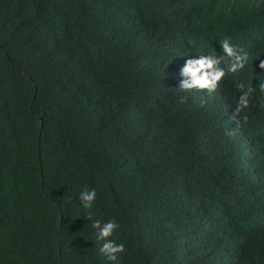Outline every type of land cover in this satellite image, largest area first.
Listing matches in <instances>:
<instances>
[{
	"label": "trees",
	"instance_id": "trees-1",
	"mask_svg": "<svg viewBox=\"0 0 264 264\" xmlns=\"http://www.w3.org/2000/svg\"><path fill=\"white\" fill-rule=\"evenodd\" d=\"M237 1L230 28L208 26L244 32L254 62L202 100L153 54L170 37L147 24L179 16L174 0H0V264H221L191 252L198 238L264 251V232L211 209L232 184L264 189V140L249 153L228 135L238 97L264 79V0ZM111 219L115 261L91 226Z\"/></svg>",
	"mask_w": 264,
	"mask_h": 264
},
{
	"label": "clouds",
	"instance_id": "clouds-1",
	"mask_svg": "<svg viewBox=\"0 0 264 264\" xmlns=\"http://www.w3.org/2000/svg\"><path fill=\"white\" fill-rule=\"evenodd\" d=\"M175 3L185 6L179 16H173L170 20L151 17L147 24L153 32L170 37L165 49L153 51V54L163 65L176 70L177 76L186 77L191 82L185 80L180 85L177 80L181 91L193 88L204 90L202 100L213 94L224 96L227 94V82L237 80L248 65L254 62L253 51L244 32L236 34L232 31H218L208 24L222 30L230 28L238 12V1L174 0ZM190 9L200 19L192 18ZM202 30H210V33L204 35ZM136 60L140 65L158 69L148 52L140 53ZM261 67H264V63ZM234 94L239 96L236 90ZM233 107L229 113L235 117V125L228 135L234 145L251 153L264 140V79H255L249 85L248 93L238 97L236 106ZM253 126L260 127L262 133H257ZM217 162L214 154L205 161L212 166ZM230 187L225 188V192L211 209L222 217L232 219L239 216L247 220L248 237L264 232V189L255 181L244 186L232 184ZM79 198L83 207L90 209L97 198L96 190H85ZM242 209L245 211H240ZM87 219L92 220L91 216ZM91 226L99 230L97 239L105 241L100 252L108 260L115 261L118 254L126 251L124 243L117 244L114 240L107 239L120 228L115 219L103 224L94 221ZM191 252L196 255L205 253L210 261L221 264H244L245 259H253L255 264H264V251L256 253L254 249V253L250 255L237 242L233 246L212 250L207 238H198Z\"/></svg>",
	"mask_w": 264,
	"mask_h": 264
},
{
	"label": "water",
	"instance_id": "water-1",
	"mask_svg": "<svg viewBox=\"0 0 264 264\" xmlns=\"http://www.w3.org/2000/svg\"><path fill=\"white\" fill-rule=\"evenodd\" d=\"M39 151H40V149H39ZM39 156H40V154H39Z\"/></svg>",
	"mask_w": 264,
	"mask_h": 264
}]
</instances>
